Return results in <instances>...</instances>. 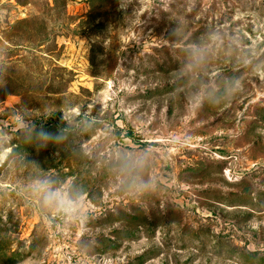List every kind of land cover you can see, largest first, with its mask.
Here are the masks:
<instances>
[{
    "label": "rangeland",
    "instance_id": "374dc122",
    "mask_svg": "<svg viewBox=\"0 0 264 264\" xmlns=\"http://www.w3.org/2000/svg\"><path fill=\"white\" fill-rule=\"evenodd\" d=\"M0 264H264V0H0Z\"/></svg>",
    "mask_w": 264,
    "mask_h": 264
},
{
    "label": "clouds",
    "instance_id": "9594fccd",
    "mask_svg": "<svg viewBox=\"0 0 264 264\" xmlns=\"http://www.w3.org/2000/svg\"><path fill=\"white\" fill-rule=\"evenodd\" d=\"M49 198L58 200V203L61 206V208L65 207L66 202L64 201L63 197L59 196L57 193H54V192L49 193Z\"/></svg>",
    "mask_w": 264,
    "mask_h": 264
}]
</instances>
